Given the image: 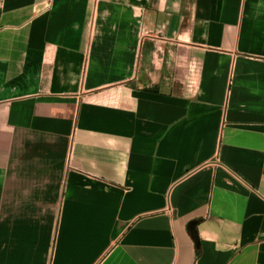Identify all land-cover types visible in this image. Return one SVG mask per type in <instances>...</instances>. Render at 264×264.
<instances>
[{"label":"crops","instance_id":"crops-1","mask_svg":"<svg viewBox=\"0 0 264 264\" xmlns=\"http://www.w3.org/2000/svg\"><path fill=\"white\" fill-rule=\"evenodd\" d=\"M0 264H264V0H0Z\"/></svg>","mask_w":264,"mask_h":264},{"label":"water","instance_id":"water-1","mask_svg":"<svg viewBox=\"0 0 264 264\" xmlns=\"http://www.w3.org/2000/svg\"><path fill=\"white\" fill-rule=\"evenodd\" d=\"M196 237V236H195Z\"/></svg>","mask_w":264,"mask_h":264}]
</instances>
